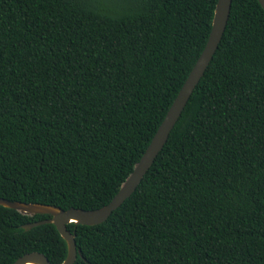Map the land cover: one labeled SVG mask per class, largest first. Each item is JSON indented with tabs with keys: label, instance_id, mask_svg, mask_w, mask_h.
I'll list each match as a JSON object with an SVG mask.
<instances>
[{
	"label": "trees",
	"instance_id": "trees-1",
	"mask_svg": "<svg viewBox=\"0 0 264 264\" xmlns=\"http://www.w3.org/2000/svg\"><path fill=\"white\" fill-rule=\"evenodd\" d=\"M217 0H0V197L107 204L208 39ZM0 205V264L66 257ZM74 264H264V9L232 0L207 69L134 192L70 222Z\"/></svg>",
	"mask_w": 264,
	"mask_h": 264
},
{
	"label": "water",
	"instance_id": "water-1",
	"mask_svg": "<svg viewBox=\"0 0 264 264\" xmlns=\"http://www.w3.org/2000/svg\"><path fill=\"white\" fill-rule=\"evenodd\" d=\"M258 1L264 9V0ZM231 3L232 0H217L212 19L211 30L201 54L197 58L193 68L189 72L185 82L178 91L164 119L158 126L141 158L135 163L131 173L122 182L117 193L107 204L90 210L74 207L65 210L54 205L36 202L11 201L0 197V205L15 209L21 214L31 216L35 214L51 215L49 219L27 223L23 225V228L30 229L43 223H52L55 225L60 236L67 244L66 257L60 264H74L77 257L75 237L74 234L67 229V224L74 222L84 225H96L104 222L110 216V214L134 192L152 165L154 159L166 143L171 130L178 121L195 86L200 81L215 51L218 48L228 22ZM13 264L51 263L44 254L34 251L18 257L13 262Z\"/></svg>",
	"mask_w": 264,
	"mask_h": 264
}]
</instances>
